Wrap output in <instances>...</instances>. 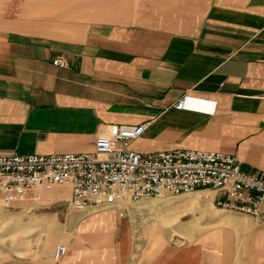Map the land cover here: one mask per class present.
I'll return each instance as SVG.
<instances>
[{"label": "crops", "instance_id": "crops-1", "mask_svg": "<svg viewBox=\"0 0 264 264\" xmlns=\"http://www.w3.org/2000/svg\"><path fill=\"white\" fill-rule=\"evenodd\" d=\"M15 2L42 17L0 20V156L90 152L113 126L144 123L132 151L230 153L264 178V0ZM183 97L191 108L176 110ZM206 192L220 196L159 197ZM40 195L25 207L71 191ZM214 206L188 234L170 223L188 209L170 222L154 210L152 223L121 217L120 204L75 210L63 264H264V222Z\"/></svg>", "mask_w": 264, "mask_h": 264}, {"label": "built area", "instance_id": "built-area-1", "mask_svg": "<svg viewBox=\"0 0 264 264\" xmlns=\"http://www.w3.org/2000/svg\"><path fill=\"white\" fill-rule=\"evenodd\" d=\"M52 64L66 68L61 58ZM190 108L186 97L175 105L176 110ZM146 127L144 123L113 126L108 135L96 138L90 152L0 156V207L37 203L41 192L55 186L70 187V198L62 205L74 210L210 190L220 194L214 201L217 208L264 222L263 177L244 171L235 156L225 152L132 151L130 144L143 135ZM66 252V246L57 245L53 261H60Z\"/></svg>", "mask_w": 264, "mask_h": 264}, {"label": "rangeland", "instance_id": "rangeland-1", "mask_svg": "<svg viewBox=\"0 0 264 264\" xmlns=\"http://www.w3.org/2000/svg\"><path fill=\"white\" fill-rule=\"evenodd\" d=\"M16 5L15 0H0V20L4 14L16 17L22 11H25L23 19L28 21L40 18L42 15L39 10L34 12L32 8L22 9ZM169 198L175 197L169 196ZM215 198H218V195L206 192L203 197L198 196L194 201L175 204L174 200H166L164 197H148L124 204L125 214L123 212L122 214L123 216L127 214L136 223L145 221L152 223L155 215L150 214L155 210L160 220L169 219L170 222V218H165L167 215L170 217L171 214H178L188 209L185 214L190 216L188 219L170 222L171 227L176 231L188 234L198 221L211 220L210 213ZM24 203L15 204L11 208L0 207V264H63L66 255L55 262L53 252L55 246L62 245L60 241L66 234L65 222L70 226V220L77 215V211L67 209L63 205L30 210ZM203 209L208 211L209 215L202 216ZM53 212L56 214L53 215ZM175 239L172 243L176 242Z\"/></svg>", "mask_w": 264, "mask_h": 264}]
</instances>
